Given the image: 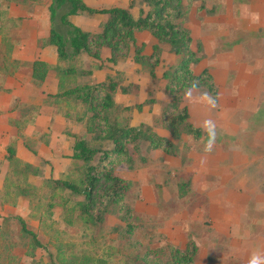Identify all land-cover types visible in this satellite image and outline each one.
<instances>
[{
  "label": "rangeland",
  "instance_id": "374dc122",
  "mask_svg": "<svg viewBox=\"0 0 264 264\" xmlns=\"http://www.w3.org/2000/svg\"><path fill=\"white\" fill-rule=\"evenodd\" d=\"M86 2L93 8H128L135 18L141 10H148L144 0ZM49 4L50 0H0L6 16L22 18L17 22L20 26L14 32L15 40L22 42L29 28L42 34L44 21L49 30ZM69 9V5L60 8L51 22L64 36L69 28L60 17ZM185 9L183 24L192 32V49L199 57L192 69L195 74L212 70L218 89L217 101L206 89L192 90L184 97L191 122L204 134L198 139L184 135L174 140L162 125L161 115L170 101L163 73L180 60L168 44L147 34L137 37L147 45L146 54L153 53V46L160 47L156 77L151 76L148 65L137 64L132 57L110 63L107 49L100 60L81 56L79 71L90 73L80 75L79 83L112 80L132 87L130 93L117 90L114 94L119 108L111 121L116 117L119 123L143 126L145 132L164 136L178 147V154L168 155L145 141L138 154L132 153L133 164L122 161L116 166V174L131 182L125 204L132 211V231L114 212L102 225L87 227L67 225L63 212L56 210L51 215L54 226H41L29 197L3 196L1 189L0 264L49 263L58 246L56 229L65 242L86 246L94 239L98 251L112 255L111 264H145L141 256L148 250H165L169 245L184 249L189 241L201 246L196 264L264 261V0H186ZM5 14L0 11V17ZM72 22L96 32L102 29L104 17L82 14ZM2 58L0 53V88L9 80L20 85L13 105L23 133L13 142L19 147L21 140L25 141L19 155L37 171L30 182L42 186L45 178L63 177L70 166L74 137L68 134L95 140L85 121L77 120L91 114L84 104H49L47 91L56 87L55 74L67 63L53 65L48 81L39 83L31 79L27 64L13 71L20 70L19 77L8 76L9 71L1 68ZM149 100L152 102L141 111L136 108ZM130 150L134 151L133 145ZM1 182L0 176V186ZM16 216L38 233L45 249L30 248ZM4 218L9 220L4 222Z\"/></svg>",
  "mask_w": 264,
  "mask_h": 264
},
{
  "label": "trees",
  "instance_id": "16d2710c",
  "mask_svg": "<svg viewBox=\"0 0 264 264\" xmlns=\"http://www.w3.org/2000/svg\"><path fill=\"white\" fill-rule=\"evenodd\" d=\"M30 1L39 3L44 0ZM185 1L144 0L148 10H141L139 17L135 18L130 10L124 7L93 8L83 0H50L52 23L60 8L69 5L70 9L60 17L61 23L69 28L66 36L51 26L50 35L38 40L41 48L56 47L57 62L68 64L55 74L58 92L47 94V99L49 104L55 107L84 104L91 115H83L77 120L85 121L89 133L96 137L91 141L72 133L68 134L74 137L72 154L69 156L71 164L63 177L45 178L42 186L30 182V177L36 175L37 171L31 164L17 157L16 145L13 143L8 146V170L3 180V196L16 194L29 197L31 209L36 215L39 213L41 226H54L51 215L56 210L63 212V221L67 225L82 224L87 227L102 225L108 215L114 212L128 223L129 231H132V224L129 222L132 211L125 204L131 182L116 174V166L122 161L133 164L132 153L138 154L141 144L145 141L152 148L160 149L168 155L178 154V147L170 139L155 132H145L143 126L136 128L128 122L119 123L116 118L119 106L114 100V94L117 90L130 93L131 86L119 85L112 80L93 85L79 83L80 75L90 73L79 71L81 56L87 55L100 60L103 50L107 49L110 54L107 60L110 63L117 64L121 59L132 57L135 63L148 65L151 76L156 77V68L161 58L160 47L153 46V53L146 54L147 45L141 42L137 35L148 32L158 43L168 44L180 60L163 73L170 101L162 112V125L174 140H179L184 135L198 139L204 134L200 126L191 122L190 110L184 103V97L192 90L206 89L217 101L218 89L213 75L207 69L199 74H195L192 69V64L198 62L199 57L192 49V32L183 24L187 15ZM1 10L6 13L2 6ZM82 14L103 16L102 29L96 32L85 31L75 25L72 18ZM20 21L22 18L8 17L6 14L0 17V53L3 55L1 68L6 73L9 71L8 76H12L17 67L27 64L32 80L43 83L52 71L47 62L40 58L30 63L12 59L14 47L20 43L13 37L15 30L20 26L17 22ZM11 68L15 69L10 70ZM151 102L149 100L138 104L136 108L141 111L144 105ZM127 109L129 108L126 107L125 110ZM113 115L116 117L111 121ZM130 145H133V152ZM32 153L37 155L36 151L32 150ZM48 218L52 219L49 224ZM16 219L22 234L29 241L30 248L45 249L38 233L28 226L25 219L21 216H16ZM7 220L9 219L4 218L3 221ZM53 232L58 246L56 254H50V261L46 264H111L112 255L98 251L94 239L83 246L59 239L60 232L57 229ZM200 253L199 246L194 241H189L184 249L175 245H169L165 250L150 249L141 259L145 264H196Z\"/></svg>",
  "mask_w": 264,
  "mask_h": 264
},
{
  "label": "crops",
  "instance_id": "0c3cea01",
  "mask_svg": "<svg viewBox=\"0 0 264 264\" xmlns=\"http://www.w3.org/2000/svg\"><path fill=\"white\" fill-rule=\"evenodd\" d=\"M83 1L87 5H89V3L86 2V0H83ZM48 10H49V6H48ZM47 22H48V25L50 24V26H52L50 17H49V21ZM50 29L51 27L49 28V30H47L46 21H44V28H43L42 34H40V32L36 30L34 31V28H29V30L27 29L28 31H27V36L25 37V39L14 47V50L12 52V59L23 62V63H30L40 58L41 60L47 62L51 67L57 64L58 63L57 62V58H58L57 48L54 46H47V47L41 48L38 45V40L47 38L50 35ZM143 34L150 35L148 32H143V33L138 34L137 37L140 39V36ZM0 41H1V37H0ZM29 71H30L29 75L31 77L30 68H29ZM19 72L21 71L20 70L17 71V73H15L12 76L19 77L20 76ZM210 72L214 75V72L212 70H210ZM51 73L49 74V76L44 82L48 81L49 77L51 76ZM19 86L20 85H17V83H14L13 80H9L4 87L0 88V176H1V181H2L0 190L3 187L4 176L6 175L7 170H8V161L6 158L7 148L9 145L13 144L16 141L17 136L19 138H22L21 136L23 133L21 129V125L18 124L19 117L17 116V110L14 109V105H13L16 99V96H17L16 92ZM56 87L53 86L51 90L47 91V94H56L58 92V81H57ZM21 142H22L21 146L19 145V147H17V144L14 143L17 149V157H19L20 159L22 158L20 157L19 152L21 151V148L25 149V141L21 140ZM71 154H69V156ZM68 160L71 161L70 158ZM198 246L201 247L200 245ZM250 262H253V259L250 260ZM250 262H245V263L250 264ZM259 264H264V261H261V259H259Z\"/></svg>",
  "mask_w": 264,
  "mask_h": 264
}]
</instances>
